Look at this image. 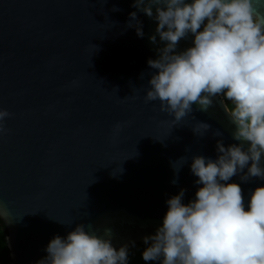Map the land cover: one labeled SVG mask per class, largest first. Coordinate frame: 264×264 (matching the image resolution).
<instances>
[{
  "label": "water",
  "instance_id": "water-1",
  "mask_svg": "<svg viewBox=\"0 0 264 264\" xmlns=\"http://www.w3.org/2000/svg\"><path fill=\"white\" fill-rule=\"evenodd\" d=\"M132 5L0 0V108L12 113L0 134V219L12 264H35L48 241L76 223L98 234L110 228L117 246L142 242L167 197L180 188L185 202L193 197L190 157L214 158L218 139L235 142L222 96L206 111L193 105L176 124L158 101L144 100L159 37L150 42L156 22ZM254 6L264 13V0ZM131 12L143 38L128 27ZM190 43L182 39L178 50ZM198 121L210 125L203 136L193 131ZM232 179L245 199L264 183Z\"/></svg>",
  "mask_w": 264,
  "mask_h": 264
},
{
  "label": "clouds",
  "instance_id": "clouds-1",
  "mask_svg": "<svg viewBox=\"0 0 264 264\" xmlns=\"http://www.w3.org/2000/svg\"><path fill=\"white\" fill-rule=\"evenodd\" d=\"M254 5L255 0H133L156 22L150 42L157 44L159 37L156 58L147 60L152 71L144 100L158 101L176 124L193 105L206 111L222 96L235 141L218 139L214 158H181L196 177L194 195L185 202L186 189L180 188L166 198L161 222L142 237L145 264H264V183L245 199L232 179L264 181V13ZM129 16L128 27L143 38L137 13ZM189 38L190 45L178 50ZM11 115L0 108V134ZM196 126L200 136L210 128L199 121ZM213 135L222 137L219 131ZM173 168L179 169L176 163ZM135 247V241L114 245L110 228L98 234L90 224L76 223L64 236L54 235L35 264H130Z\"/></svg>",
  "mask_w": 264,
  "mask_h": 264
},
{
  "label": "trees",
  "instance_id": "trees-1",
  "mask_svg": "<svg viewBox=\"0 0 264 264\" xmlns=\"http://www.w3.org/2000/svg\"><path fill=\"white\" fill-rule=\"evenodd\" d=\"M227 105L229 104L226 101ZM7 230L0 219V264H12L10 259V251L6 241ZM136 247L130 249V264H145L141 259V249L144 247L142 242H135Z\"/></svg>",
  "mask_w": 264,
  "mask_h": 264
},
{
  "label": "rangeland",
  "instance_id": "rangeland-1",
  "mask_svg": "<svg viewBox=\"0 0 264 264\" xmlns=\"http://www.w3.org/2000/svg\"><path fill=\"white\" fill-rule=\"evenodd\" d=\"M223 98V97H222ZM224 99V98H223ZM225 100V99H224ZM225 102H226V100H225Z\"/></svg>",
  "mask_w": 264,
  "mask_h": 264
}]
</instances>
